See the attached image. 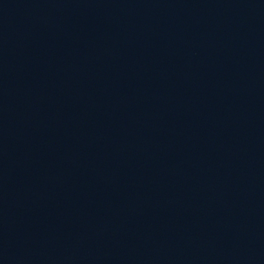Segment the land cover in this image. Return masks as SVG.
Segmentation results:
<instances>
[{"label":"water","instance_id":"95a60500","mask_svg":"<svg viewBox=\"0 0 264 264\" xmlns=\"http://www.w3.org/2000/svg\"><path fill=\"white\" fill-rule=\"evenodd\" d=\"M0 264H264V0H0Z\"/></svg>","mask_w":264,"mask_h":264}]
</instances>
